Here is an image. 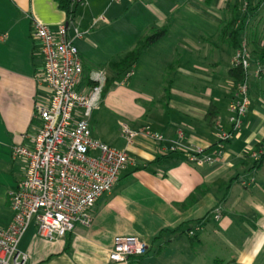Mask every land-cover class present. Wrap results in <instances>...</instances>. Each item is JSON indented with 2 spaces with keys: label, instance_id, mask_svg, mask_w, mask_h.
<instances>
[{
  "label": "crops",
  "instance_id": "0c3cea01",
  "mask_svg": "<svg viewBox=\"0 0 264 264\" xmlns=\"http://www.w3.org/2000/svg\"><path fill=\"white\" fill-rule=\"evenodd\" d=\"M248 2L256 10L239 40L252 56L264 39L250 19L264 0ZM234 3L81 0L68 21L57 0H0V229L13 217L7 193L25 172L11 148L30 145L40 126L34 106L46 101L35 22L51 32L67 25L82 65L80 91L88 92L95 73L114 79L88 128L93 140L128 158L112 190L90 208L89 225H75L56 242L36 237L34 225L27 229L18 245L27 264H264V159L255 167L264 152V78H251L252 69L247 82L263 83V90L248 88L243 126L219 139L230 131L234 98L228 71L235 50L225 32ZM155 29L164 36L141 52L128 78L116 77L108 63ZM144 126L161 141L122 135ZM127 236L145 242L147 252L109 261L113 240Z\"/></svg>",
  "mask_w": 264,
  "mask_h": 264
},
{
  "label": "built area",
  "instance_id": "2783aa9c",
  "mask_svg": "<svg viewBox=\"0 0 264 264\" xmlns=\"http://www.w3.org/2000/svg\"><path fill=\"white\" fill-rule=\"evenodd\" d=\"M110 1L119 4L136 0ZM32 37L39 44L42 70L38 83L46 93V101L34 106V117L40 126L30 145L11 148V158L23 162L25 172L23 179L7 193L13 217L5 229H0V264H27V256L18 250V245L31 225L37 237L47 242L63 239L77 224L89 225L90 208L112 190L128 163L125 153L90 136L87 119L101 102L105 77L99 72L93 74L88 92L80 91L82 65L77 49L67 39V25L51 32L35 22ZM260 48L264 49V43ZM232 67H240L246 79L233 85L234 98L228 107L230 131L221 133V141L233 138L243 126L250 106L247 78L251 69L255 79L264 78V56L262 61L253 60L242 40L234 51ZM130 75L131 72L126 73L125 78ZM137 134L154 141L162 139L149 126L137 133L126 128L122 131L128 140ZM189 160L203 163L195 156ZM192 235L189 231L188 236ZM147 250V244L136 237H116L108 260L124 263L128 258L143 256Z\"/></svg>",
  "mask_w": 264,
  "mask_h": 264
},
{
  "label": "trees",
  "instance_id": "16d2710c",
  "mask_svg": "<svg viewBox=\"0 0 264 264\" xmlns=\"http://www.w3.org/2000/svg\"><path fill=\"white\" fill-rule=\"evenodd\" d=\"M77 0L73 2L72 0H57L58 6L61 10L65 11L68 21L72 19L74 14V5H77ZM256 8H251L248 0H235L233 5V10L229 22L225 26V32L227 37V43L234 50L239 48L240 40L239 37L243 34L245 28V21L249 13H253ZM164 29H155L149 35L139 39L135 44L134 48L126 52L119 60L111 61L108 63V69L116 74V77L122 76L126 72L130 71L135 65L141 52L148 46L157 42L160 38L164 36ZM264 56V49H257L252 55L254 60L262 61ZM229 76L236 83H241L246 79V74L240 67L231 68L229 71ZM114 83V79H106L102 88L101 98L109 91ZM264 159V152L257 161L255 167L259 166ZM157 162V161H156Z\"/></svg>",
  "mask_w": 264,
  "mask_h": 264
},
{
  "label": "rangeland",
  "instance_id": "374dc122",
  "mask_svg": "<svg viewBox=\"0 0 264 264\" xmlns=\"http://www.w3.org/2000/svg\"><path fill=\"white\" fill-rule=\"evenodd\" d=\"M250 20H251L250 25L252 27H256L257 28V32L259 34V37L264 39V4H262V6L259 8V10L257 12L252 14ZM251 78L255 79L253 76ZM262 84L253 82V80L251 79V81L248 82V88L250 90H251V88H253L255 90H259V89L263 90L262 89V87H263Z\"/></svg>",
  "mask_w": 264,
  "mask_h": 264
},
{
  "label": "bare ground",
  "instance_id": "6f19581e",
  "mask_svg": "<svg viewBox=\"0 0 264 264\" xmlns=\"http://www.w3.org/2000/svg\"><path fill=\"white\" fill-rule=\"evenodd\" d=\"M218 210V209H217ZM216 211V210H215ZM199 224V223H198ZM197 227V226H196ZM200 228V227H199ZM37 237V236H36ZM191 238V237H190Z\"/></svg>",
  "mask_w": 264,
  "mask_h": 264
}]
</instances>
